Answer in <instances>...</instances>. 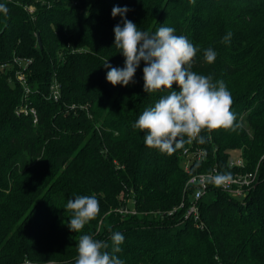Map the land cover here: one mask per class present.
Segmentation results:
<instances>
[{
    "label": "trees",
    "instance_id": "1",
    "mask_svg": "<svg viewBox=\"0 0 264 264\" xmlns=\"http://www.w3.org/2000/svg\"><path fill=\"white\" fill-rule=\"evenodd\" d=\"M0 4L8 9L0 12V264H75L80 235L108 243L111 252L116 232L125 237L116 254L124 264H264V0ZM114 6L127 7L124 18L141 30L174 27L198 48L191 70L224 81L231 93L235 129L202 131L206 142L194 145L209 159L188 172L187 137L169 155L148 148L146 132L133 127L169 91H144L145 62L128 86L106 79L105 61L125 66L114 45V27H123ZM229 31L230 43H222ZM208 48L217 54L211 64ZM19 60L31 61L28 93L15 77ZM54 79L58 102L46 99ZM21 109L34 110L37 122ZM233 153L243 168L229 167ZM214 165L231 176L257 168L254 188L242 200L210 188L205 196L214 198L204 196L197 218H186L187 180ZM80 195H94L100 211L75 233L66 204Z\"/></svg>",
    "mask_w": 264,
    "mask_h": 264
},
{
    "label": "clouds",
    "instance_id": "2",
    "mask_svg": "<svg viewBox=\"0 0 264 264\" xmlns=\"http://www.w3.org/2000/svg\"><path fill=\"white\" fill-rule=\"evenodd\" d=\"M127 7L114 6L112 16H121L123 27H114V45L125 57L124 68L112 67L108 61L103 66L107 69L106 79L113 86H128L141 61L143 67V89L146 93L169 90L139 116L134 128L146 132L144 143L148 148L162 153L172 154L183 147L184 137L206 139L202 131L235 129L236 116L231 111L233 99L224 81L213 82L210 75L198 74L191 70L198 48L187 37L176 35L175 28L161 26L155 33L141 30L137 25L125 19ZM0 12L7 14L8 9L0 4ZM232 33L223 38L222 43H230ZM212 48L204 51V59L211 64L216 59ZM173 85L178 90L173 89ZM210 139V136L208 137ZM230 173L216 174L210 181L221 186L231 180ZM66 209L72 212L69 228L75 233L95 219L100 211L99 201L93 196L80 195L69 199ZM125 237L116 232L109 244L94 239L91 235H80L77 244L78 256L75 264H124L116 254L122 252L121 245Z\"/></svg>",
    "mask_w": 264,
    "mask_h": 264
},
{
    "label": "built area",
    "instance_id": "3",
    "mask_svg": "<svg viewBox=\"0 0 264 264\" xmlns=\"http://www.w3.org/2000/svg\"><path fill=\"white\" fill-rule=\"evenodd\" d=\"M30 62H31L30 60H21V61L19 60L15 62V64L18 66V70L15 73L16 75L15 77L18 83L23 87L25 93L29 92V87L27 85L24 74ZM60 98H61L60 85L54 79L50 86L49 95L46 97V99L50 101L58 102ZM19 113H23L25 115L30 114L32 115L33 123L37 122V117L34 110L27 111L25 109H21L19 110ZM196 139H189L187 137L188 146L183 151V156L186 161L184 166L186 172L189 171L190 165L194 163L195 164L204 163L209 159V152L205 148L197 147L196 145H194ZM215 150L216 149L214 148L213 151L215 152ZM228 165L230 168L232 167L243 168L244 160L240 156L232 157L230 158ZM216 174H222V173H220L217 167L214 165L211 168V170H209L208 172L194 174L189 177L186 183V187L192 190V193L190 196V204L185 214L186 218L189 216H193L194 218H197L198 202L200 199H202L205 196L208 189L216 188L219 189L221 192L229 194L233 198L243 199L254 188L257 181V168L253 172L236 173L231 176L232 178L230 181H228L227 183L221 186H216L214 185V183L210 181V177ZM179 207H182V205H180ZM174 211L175 209L169 211L168 215H171ZM121 213L134 214L135 212L124 210Z\"/></svg>",
    "mask_w": 264,
    "mask_h": 264
},
{
    "label": "rangeland",
    "instance_id": "4",
    "mask_svg": "<svg viewBox=\"0 0 264 264\" xmlns=\"http://www.w3.org/2000/svg\"><path fill=\"white\" fill-rule=\"evenodd\" d=\"M13 68V67H12ZM237 156V153H233V156L232 157H236ZM214 198V196H213V194H211V193H209L208 195H206L205 197H204V199H206V200H209V199H213ZM239 200H242V199H239ZM98 226H100V224L98 225Z\"/></svg>",
    "mask_w": 264,
    "mask_h": 264
},
{
    "label": "water",
    "instance_id": "5",
    "mask_svg": "<svg viewBox=\"0 0 264 264\" xmlns=\"http://www.w3.org/2000/svg\"><path fill=\"white\" fill-rule=\"evenodd\" d=\"M36 37H37L36 39H37L38 46L41 48V41H40V38H39L38 34H37Z\"/></svg>",
    "mask_w": 264,
    "mask_h": 264
}]
</instances>
